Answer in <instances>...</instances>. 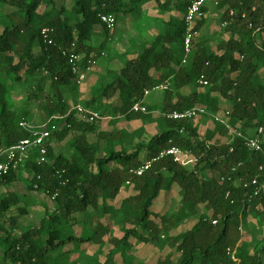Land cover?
<instances>
[{
  "label": "trees",
  "instance_id": "obj_1",
  "mask_svg": "<svg viewBox=\"0 0 264 264\" xmlns=\"http://www.w3.org/2000/svg\"><path fill=\"white\" fill-rule=\"evenodd\" d=\"M189 4L0 0V147L29 137L20 122L39 124L69 105L108 117L88 123L71 112L56 122L44 162L31 149L0 176V264H169L173 258L172 264H264V191L253 196L250 184L264 182L258 170L263 152L249 150L209 116H166L199 107L227 112L225 120L243 137L264 127V0L205 3L193 31L200 33L213 9L218 30L212 34L229 37L218 39L213 50L195 36L185 53ZM126 16L133 21L121 39L114 27ZM96 29L104 35L97 44ZM116 43L121 46L109 57L121 67L78 85L73 67L85 71ZM163 84L165 90L147 95L160 93L159 104L147 102L144 91ZM136 103L147 112L133 111ZM171 148L191 162L160 156ZM151 159L142 175L131 173ZM19 179L27 196L8 191ZM123 187L129 193L117 205ZM166 201L173 207L162 213L158 206ZM34 210L39 225L21 224ZM244 224L250 226L246 237ZM183 225L184 231L172 234ZM110 226H118L121 236ZM151 245L160 251L168 246L173 255L146 258ZM138 246L143 249L137 254Z\"/></svg>",
  "mask_w": 264,
  "mask_h": 264
},
{
  "label": "built area",
  "instance_id": "obj_2",
  "mask_svg": "<svg viewBox=\"0 0 264 264\" xmlns=\"http://www.w3.org/2000/svg\"><path fill=\"white\" fill-rule=\"evenodd\" d=\"M206 3V0H190V4L187 9V13L184 17L185 24H186V33L184 38V50L185 53H188L190 50V44L193 37L196 36L197 32L193 31L194 22L197 16L200 15V8ZM101 21L107 25V27H111L113 25V19L111 17H100ZM45 31H43L44 33ZM76 61H79L81 59V56L74 57ZM88 68V67H87ZM86 68V69H87ZM73 72L77 74V80L76 83L79 84L84 80V71L79 72L77 67H73ZM200 84L205 85L206 81H204L202 78L199 80ZM167 88L166 84L163 85H157L154 86L151 90H145L144 95L147 96L151 93V91H163ZM133 111H140L142 113H146L145 107H143L141 104L136 103L132 107ZM71 112H74L76 116L85 122L93 123L95 121L99 120H105L108 117H101L96 112L85 108L81 104H76L72 106L67 112H65L62 115H53L45 119L43 122L39 124H33L28 122H20L19 127L29 134L28 138L20 140L18 143L11 147H0V176L6 175L9 170L12 168V166H16L25 156L26 152H28L31 149H37L40 153V162L45 161V153H46V143L53 132L57 131L59 129L57 125V121H60L64 119L67 115H69ZM199 115H205L209 116L211 119H213L215 122L223 125L228 133L230 135L241 137L247 146L249 150L255 151V152H263V159L262 163L259 166L258 170L260 173L264 175V150H263V144H264V127H259L256 131V134L254 137H243L239 132H235L231 129L227 121L225 120L226 113H219V114H211L207 112L203 108L194 107L182 112H174L170 113L167 116V118L176 119V120H182V119H193ZM163 155H170L173 156L174 161L181 164L186 165L191 162V160L188 158L186 154L181 153V151L177 148H171L163 153L160 154V156ZM156 159H151L143 163L140 167L137 169H134L131 171L134 175L140 176L142 173L146 170H148L151 166V163L154 162ZM128 184V182L126 183ZM251 186H253L252 189V195L257 196L261 192L264 191V182L262 184L257 183L256 179H253L251 181ZM243 188H248V183H243ZM215 222H213L214 224ZM235 260V259H234Z\"/></svg>",
  "mask_w": 264,
  "mask_h": 264
},
{
  "label": "rangeland",
  "instance_id": "obj_3",
  "mask_svg": "<svg viewBox=\"0 0 264 264\" xmlns=\"http://www.w3.org/2000/svg\"><path fill=\"white\" fill-rule=\"evenodd\" d=\"M212 2H213V0H206L207 5L211 4ZM58 4H63V3L61 1H59ZM64 4L67 5L68 2L65 1ZM147 13L149 14V12H147ZM216 20H217V14L212 9V12L209 14L208 21H207L206 25L201 29L200 33L196 34L197 41L207 42L208 46H210L213 50L215 49V45H216V42L218 41V39L227 40L229 37L228 34H225L222 37L212 34L213 32L218 30V27L216 25ZM132 21H133V18L128 16L127 18L122 20V22H119L118 24L115 25V27H114L115 33L119 34V37L121 39H124L126 37L128 31H130L129 29H130V26L132 24ZM94 37H95V43L96 44L102 42L104 39V35L98 29L95 30ZM107 45L109 46V44H107ZM120 46H121V44H117V43L113 46H110V48H109L110 53L107 56L105 55L107 52L105 53V51H104L105 54L103 53L102 56H100L97 60H95L93 63H91L90 66H88V68L85 69V71L83 72L85 75L84 80L81 83H79L78 85L83 84V82H85V81L93 82L97 78L98 75L103 74L107 69H110V68L119 69L121 67L120 63L116 59H110L111 57H109V56H114L115 51H118ZM76 78H77V74H76ZM76 78H75V81L77 80ZM160 96H161L160 93H153L149 97L147 96L148 97L147 102L159 104ZM14 97L16 98L17 96H14ZM113 103L116 104L118 102L116 99H114ZM35 104H33L31 107V112L34 114H35V109H36ZM70 108H72V105H69L68 109L65 112H67ZM125 128L130 130L131 126L126 125ZM88 140L90 142H97V139L94 137V135H88ZM98 156L100 157L101 153H98ZM128 187L129 186H127V188ZM127 188L123 187L121 189V191L119 192L118 196L115 199V204L118 205L119 201L122 198L126 197V195L129 193ZM8 191L16 192V193H19L20 195H23V196L26 195L27 196V191H26V188H25V185H24L22 179L17 180L16 182H14L13 185L9 186ZM162 194H163V197L165 198L164 200L172 201L171 200L172 195L170 193H167V194L162 193ZM35 195H36V200H38V199L42 200L41 195H38V194H35ZM43 199H44V197H43ZM47 202L50 204L49 201H47ZM171 207H173V205L170 202L167 203V201H166V204H164L163 202H160V205L158 206V208L160 209V212H162V213ZM202 210H203L202 207H200L199 213H201ZM38 215H39V213L36 212V210H34L32 212L31 216L25 215V216L21 217L20 223L23 225L25 223H28V224H33V226H35V225L37 226V225H39V222H40V218ZM103 221L111 225L110 221H108V220H103ZM247 226L248 225L244 224L241 227L242 228L241 231L245 237L248 236L249 233L247 232V230L250 229V226L248 228H247ZM110 227H112L114 236H121V234L119 233V227L118 226H110ZM186 228H187V225H183L177 231H174L172 234L175 235L177 233H180V232L184 231ZM261 238H262V236L258 235L255 239L259 240ZM110 247H111L110 245H107L106 249H109ZM134 249H137L136 253L138 254V252L140 250H142L143 248L142 247L139 248V246H138V247H135ZM147 251L144 252L145 254L143 253V256L146 258H153V259H155L159 255L162 259H164L167 257L168 253H171V254L173 253V250L168 246L164 247L160 251L156 247H154V245H151L149 248H147ZM142 257L140 256V258H142ZM150 260H151V263H154V261L152 259H150ZM262 260L264 261V257L262 258ZM117 261L120 262L119 257H117ZM173 262H174V258L172 259V261H169V264H172Z\"/></svg>",
  "mask_w": 264,
  "mask_h": 264
},
{
  "label": "crops",
  "instance_id": "obj_4",
  "mask_svg": "<svg viewBox=\"0 0 264 264\" xmlns=\"http://www.w3.org/2000/svg\"><path fill=\"white\" fill-rule=\"evenodd\" d=\"M149 15H152V16H154V12L152 11V10H149ZM128 16H126V18H127ZM99 30V29H98Z\"/></svg>",
  "mask_w": 264,
  "mask_h": 264
}]
</instances>
